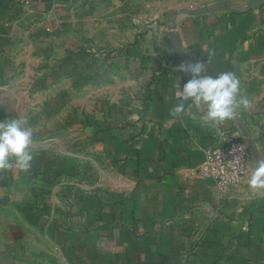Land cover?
<instances>
[{
	"label": "crops",
	"instance_id": "obj_1",
	"mask_svg": "<svg viewBox=\"0 0 264 264\" xmlns=\"http://www.w3.org/2000/svg\"><path fill=\"white\" fill-rule=\"evenodd\" d=\"M251 1L0 0V264H264V6L168 26Z\"/></svg>",
	"mask_w": 264,
	"mask_h": 264
},
{
	"label": "built area",
	"instance_id": "obj_2",
	"mask_svg": "<svg viewBox=\"0 0 264 264\" xmlns=\"http://www.w3.org/2000/svg\"><path fill=\"white\" fill-rule=\"evenodd\" d=\"M251 151L246 141L225 137L218 146L204 151L199 173L216 181L220 191L237 186L248 171Z\"/></svg>",
	"mask_w": 264,
	"mask_h": 264
},
{
	"label": "water",
	"instance_id": "obj_3",
	"mask_svg": "<svg viewBox=\"0 0 264 264\" xmlns=\"http://www.w3.org/2000/svg\"><path fill=\"white\" fill-rule=\"evenodd\" d=\"M259 6H264V0H252L244 8H237V7L231 6L228 3L221 2V3L213 4L211 6L203 7V8H200V9L182 10L180 12H175V13L170 15L169 20H168V26H169V31H170L169 36L171 38V46H172L176 56L185 64V66L187 67V69L189 70V72L195 78L196 81H198L197 70H196L194 64L191 62V60L188 57H186L184 55V53L182 52L180 46L178 45V43L176 41L174 33H173L174 32V25H175L176 18L179 15H182V14L193 15V14H199V13H202V12L234 11V12L244 13V12H247V11L253 9V8L259 7ZM5 43H6V39L3 38V37H0V52L2 51V48L5 45ZM212 100H214L215 102H219L221 104H225V105H227L228 107L231 108L230 104H228L227 102H225V101H223L221 99L212 98ZM236 119H237V122L239 124V127H240V130H241L242 134L246 138V143L248 144L252 155L257 160L258 168L261 171L262 176L264 177V170H263L261 162H260L258 150H257L253 140L250 138L249 132L244 127V124L242 123V121L239 118H236Z\"/></svg>",
	"mask_w": 264,
	"mask_h": 264
}]
</instances>
